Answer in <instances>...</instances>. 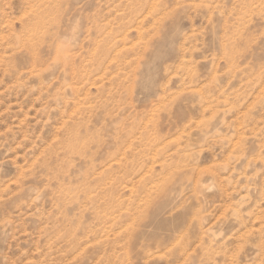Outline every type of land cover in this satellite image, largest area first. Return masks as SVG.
I'll return each instance as SVG.
<instances>
[{"label": "rangeland", "instance_id": "1", "mask_svg": "<svg viewBox=\"0 0 264 264\" xmlns=\"http://www.w3.org/2000/svg\"><path fill=\"white\" fill-rule=\"evenodd\" d=\"M0 264H264V0H0Z\"/></svg>", "mask_w": 264, "mask_h": 264}]
</instances>
